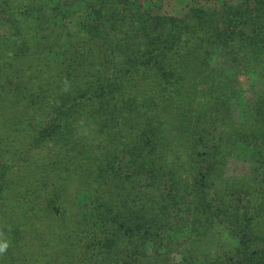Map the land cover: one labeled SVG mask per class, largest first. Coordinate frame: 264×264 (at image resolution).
I'll return each instance as SVG.
<instances>
[{
  "label": "trees",
  "instance_id": "obj_1",
  "mask_svg": "<svg viewBox=\"0 0 264 264\" xmlns=\"http://www.w3.org/2000/svg\"><path fill=\"white\" fill-rule=\"evenodd\" d=\"M44 1L0 0V158L15 156L25 148L46 147V155L52 153L51 161L46 162L41 172L46 176L44 183L35 182V178L29 179L26 175H18L17 181L11 180L9 184L8 180L1 178L0 237L3 232L8 234L10 230V238L17 239L25 235L34 239L40 229L46 226L47 235L53 239L46 241L47 264H59L57 260L61 249L65 252L63 258L79 260L71 264H98L99 260L102 262L100 264H111L106 262L103 254H107L105 248L115 246H120L119 251L127 249L129 264H152L160 260L155 255L162 247L156 241L157 236H150L141 243L133 241L132 235L139 231L134 220L142 216L144 222L149 221L150 213L156 209L158 184H151L147 190V186L136 190L131 187V183L126 186L122 180V172H118L120 166L116 170L114 168L126 162L125 166L129 165L132 169L141 160L145 161L148 143L145 135L141 141H136L140 133V128L138 130L136 126L144 124L146 110L155 103L157 96L164 97V94L156 90L154 86L158 87V81L149 78L146 69L139 68L136 72L132 69H135V63L138 64L136 61L142 58L155 60L159 72H165L166 66V71L173 74L176 64L181 68L195 69L204 44L211 47L214 39L217 42L214 35L204 33L201 36L199 31L212 18L219 20L229 16L245 19L246 38L242 31L230 32V23H223L228 26L229 41H238L232 45H239V48L234 47L222 58L232 63L243 60L250 63L261 55L260 50L249 47L264 45V0H252L256 1L251 10L255 16L252 12L248 14L250 11H244L243 4L237 7L224 5L225 8L219 11L193 5L183 18H153L147 13L142 15L139 9L136 15L140 17L135 21L130 16L136 13L134 8L138 7L137 0H115L112 6L89 4L88 8L96 11L95 17L90 30L83 32L81 37L80 34L72 37L63 31L73 18H59L57 10L67 9L69 16H74L71 8L60 6V1L58 5L47 7ZM98 5L99 8H96ZM205 14L210 19L205 18ZM217 35L223 38L222 33ZM253 42H256L255 45H252ZM186 49L187 52H182ZM122 55L123 61L118 59ZM192 73L199 77L198 71L192 70ZM140 82H143L141 91L137 86ZM148 85H151L150 92ZM155 108L150 110L151 120L147 119L151 124L159 115V110ZM112 115L124 119L123 124L117 125L126 128L127 137L123 130H117L112 123L109 124ZM136 115L143 116V119L139 120ZM103 121L108 123L103 126L104 141L114 140L115 143L123 144L124 140L133 138L131 142L134 145H130V149L120 148L122 153L118 161L115 156H108L110 149L104 146V153L94 159L99 169L96 180L88 175L82 181L80 177L85 171L82 172V167H74L75 155L78 154L77 142L81 135L85 136L86 132L88 135L93 127ZM140 147L144 154L139 157L134 152ZM83 156L85 158V153ZM131 156L133 160L129 161ZM63 165H66L65 174L70 172L69 177H62L55 170ZM80 166H84V162L81 161ZM204 166L205 162H197L198 169ZM189 172L197 186L206 187L207 180L209 182L207 177L205 179L202 173L193 169ZM142 173L139 170L136 178L141 177ZM52 178L58 182L45 187L46 183L53 182ZM70 182L78 189H83L75 194L83 192L85 195L83 204L77 208L79 214L75 216V203L71 196L75 191L69 186ZM44 188L58 190L60 197H53L52 200L48 198L43 203L37 197L31 199L34 191L41 192ZM134 198H142L143 201L136 206ZM64 199L67 202H63ZM168 204L172 207L174 200L161 196L159 210L168 214L167 206L163 207ZM51 211L55 217L51 216ZM61 215L63 218H59ZM17 218L24 220L21 230L16 227ZM28 223H31L29 228ZM257 238L261 240L264 251V233ZM141 248H145L148 255L151 252L154 255L141 260ZM18 249L8 246L3 255L13 258ZM12 261H4L3 264H12ZM191 263L198 264V260L189 257L183 264ZM160 264H170L168 250H165Z\"/></svg>",
  "mask_w": 264,
  "mask_h": 264
},
{
  "label": "rangeland",
  "instance_id": "obj_2",
  "mask_svg": "<svg viewBox=\"0 0 264 264\" xmlns=\"http://www.w3.org/2000/svg\"><path fill=\"white\" fill-rule=\"evenodd\" d=\"M51 1L53 2L45 0L44 3L47 7H51L58 5L60 1V6L71 8L75 14L69 16L67 9L57 10L60 13L59 18H73L68 23L69 27L63 29L72 37H77L78 34L81 37L83 32L89 31L92 27L96 11L89 9V4L104 3L112 6L115 2V0ZM246 3L250 7H247ZM241 4L244 6V11H250L248 12L250 14L256 1L137 0L138 7L134 8L136 13H133L131 15L133 18L130 16V19L133 21L139 19L140 15H136L139 9L142 15L147 13L153 18L159 16L183 18L191 11L193 5L219 11L225 8L224 5L237 7ZM96 8H99V5ZM252 15L255 16V12H252ZM205 18L210 19L208 14H205ZM211 20L199 33L201 36L204 33L212 34L217 42L214 39L211 47L209 44H204L206 48L202 47L199 52L196 70L189 67V69L185 67L183 69L176 64L172 74L171 71H166V66H164L165 72L162 70L159 72L155 60L147 61L142 58L136 61L138 64L135 63V69L132 70L136 72L139 68L146 69L148 77L158 81V87H154L164 94V97L157 96L155 103L146 110L144 124L136 126L138 130L140 128L136 141H141V137L144 138L145 135L148 143L145 161L135 158L140 162L132 169L129 165L125 166L126 162H121L115 165L114 170L120 166L118 172H122V180L126 182V186L131 183V187H135L136 190L145 186L147 190L151 184H158L155 196L158 205L154 212L150 213L149 221L144 222L142 216L134 220L139 231L133 233L132 240L142 243L150 236H157L156 241L160 242L162 247L155 255L160 260L165 250H168L170 264H183L189 257L197 259L198 264H264L261 240L255 239L256 236L264 233V45L249 47V49L260 50L259 55H261L250 63L244 60L239 63L225 61L222 58L225 53L234 47L239 48V45H232V43L237 44L238 41L236 43L229 41V29L225 24L230 23V32L242 31L245 38L247 24L244 23L245 19H237L234 16ZM218 33H222L223 38H219ZM255 43L253 42L252 45ZM187 51L188 49L182 52ZM235 51L239 52V50ZM243 58L242 55L241 59ZM118 59L123 61V55ZM192 70L198 71L201 79L197 78ZM142 83L137 85L140 91L143 88ZM150 87L151 85L147 86L148 92ZM144 94H141L142 98ZM153 108L159 110V115L154 123L151 121V124L147 119L151 120L150 110ZM129 114L126 116L128 117ZM136 116L139 120L143 119V116ZM110 117L109 124L112 123L117 130H123V134L127 137L126 128H120L122 126L117 125L123 124L124 119L115 118L114 115ZM129 120L131 121L132 118ZM104 125L108 123L103 121L100 125H96L88 135L87 132L85 136L81 135L80 141L77 142L78 154L75 155L74 167L77 169L82 167V172L85 171L84 175H80L82 181L86 180L88 175L92 180H96L99 169L94 159L100 158L104 153L102 152L104 146L110 149L108 156H115L118 161L122 150L130 149V145H134L131 142L133 138L130 141L124 140L123 144L115 143L114 140L104 141L102 136ZM142 144L144 146V143ZM120 148L122 150H119ZM84 153L85 158L81 157ZM134 153L139 157L144 154L141 147ZM51 156L50 152L46 155V147H41L25 148L15 156L0 158V180L1 178L8 180L9 184L11 180L17 181L18 175H26L29 179L35 178V182L44 183L46 176L44 177L41 172H43V166L46 167V162L51 161L49 160ZM131 160H133L132 156L129 161ZM81 161L84 162V166H80ZM198 161L205 162V166L198 169ZM38 163L40 165L36 167ZM190 169L202 173L205 179H209L206 187L195 184L190 175ZM55 170L62 177L70 175V172L65 174L66 165L57 167ZM139 170L143 171V175L136 178ZM52 180L53 182L46 183L45 187L58 182L56 178ZM69 186L75 191L71 194L75 203V216L79 214L77 208L83 204L85 195L83 192L75 194L83 189H78L72 182ZM57 191L46 188L41 192L34 191L31 199L37 197L43 203L48 198L52 200L53 197H60ZM133 191L135 190H130V192ZM161 196L174 200L172 207L170 204L163 206H167L168 214L159 210ZM134 201L138 206L143 199L134 198ZM56 202L58 203V200ZM63 202L67 200L64 199ZM30 207H32V201H30ZM51 216H54V212ZM17 219L16 227L21 230L24 220ZM27 226L29 228L31 223ZM46 228L45 226L40 229V233L34 239L25 235L17 239L12 236L10 238V230L8 234L3 232L0 242H7L9 247L20 249L13 254V258L9 254L6 257L0 254V264L12 260H14L12 264H47L46 241L53 239L47 235ZM119 248L120 246L105 248L107 254L103 256L106 257V262L130 263L127 260L128 251H125L127 249L119 251ZM63 253L65 252L61 249L57 260L59 264L79 261L63 258ZM151 254L154 255L152 252L148 255L145 248L139 251L141 260L148 259ZM160 260L153 261L152 264H160ZM100 262L101 260L98 264Z\"/></svg>",
  "mask_w": 264,
  "mask_h": 264
},
{
  "label": "clouds",
  "instance_id": "obj_3",
  "mask_svg": "<svg viewBox=\"0 0 264 264\" xmlns=\"http://www.w3.org/2000/svg\"><path fill=\"white\" fill-rule=\"evenodd\" d=\"M8 243L7 242H0V254H3L6 252L8 248Z\"/></svg>",
  "mask_w": 264,
  "mask_h": 264
}]
</instances>
